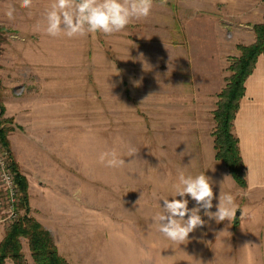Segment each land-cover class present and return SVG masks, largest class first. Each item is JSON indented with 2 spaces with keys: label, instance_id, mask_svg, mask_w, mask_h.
<instances>
[{
  "label": "rangeland",
  "instance_id": "obj_1",
  "mask_svg": "<svg viewBox=\"0 0 264 264\" xmlns=\"http://www.w3.org/2000/svg\"><path fill=\"white\" fill-rule=\"evenodd\" d=\"M51 3L33 0L31 8H22L21 0H0V15L9 6L15 12L47 11ZM0 21V105L9 96L13 100L15 90L23 92L21 104L50 110L51 142L57 145L43 154L57 166L51 167V178L63 185L50 188L55 194L49 215L71 224L63 240L67 247L74 244L75 262L69 264L95 257V264H208V255L194 256L195 238L203 247L229 246L235 264H256L237 241L242 235L264 240V189L235 185L214 158L212 133L228 68L240 56L238 47L255 42L254 27L264 23V0H167L164 5L153 0L147 18L111 36L29 34L33 20L15 13L14 19ZM8 124L3 119L7 143L13 131ZM113 149L125 160L123 166L100 163V154ZM27 158L36 168L38 152ZM181 171L211 178L213 212L220 191L231 193L239 216L216 223L201 210L207 223L179 245L158 231L153 217L163 206L160 198L174 196ZM187 198L188 207H195ZM62 204L68 210L62 211ZM3 217L0 212L4 237L12 225ZM20 245L23 256L31 258L27 240L21 238ZM261 258L264 262V253Z\"/></svg>",
  "mask_w": 264,
  "mask_h": 264
},
{
  "label": "crops",
  "instance_id": "obj_2",
  "mask_svg": "<svg viewBox=\"0 0 264 264\" xmlns=\"http://www.w3.org/2000/svg\"><path fill=\"white\" fill-rule=\"evenodd\" d=\"M5 13L7 7L4 8ZM48 10V9H47ZM0 15V20L9 19L6 14ZM16 18L33 20V30L29 34L47 35L44 31L46 11L22 10L14 12ZM42 19V20H41ZM3 23L0 21V25ZM244 96L240 100L239 109L233 121V134L238 140V148L241 159L246 171L247 189H264V57L257 59L252 74L244 83ZM23 92L12 91L13 100L2 102L4 119L9 120V127L13 128L8 136V150L19 165L20 174L27 182L28 208L29 216L38 219V221L47 229L53 238V242L59 254L64 255L68 264L75 262L74 244L71 247L65 246L64 235H67V228L71 225L64 218L61 220L53 219L50 214L52 208L50 188L52 185L60 187L62 182L51 178V167L57 169L55 162L50 159L49 155H44L43 150L50 149L51 145H57V142H51V119L49 108L46 112L32 105L20 103V97ZM20 100V101H19ZM54 133H57L55 129ZM41 148V149H40ZM38 152L39 158L36 161V168H31L28 164L29 157L33 159V152ZM13 159V158H12ZM11 159V160H12ZM31 159V160H32ZM66 170H62L59 174L63 182L66 178ZM57 181V182H56ZM67 184V183H66ZM56 200V199H55ZM57 204V202H56ZM50 207V208H49ZM62 211L68 210V206L62 204ZM50 211V212H49ZM67 213L64 212V217ZM72 222V221H71ZM70 222V223H71ZM72 236V235H71ZM3 236H0V242ZM198 239V240H196ZM238 239V238H237ZM259 235H242L237 241L249 259H254L256 264H264L261 262V254L264 253L262 243L264 240ZM194 242H198V246H194L198 252L194 256L208 255V264H235V259L230 255L229 246L219 247L210 245L203 247L200 245L201 239L195 238ZM211 242V241H210ZM231 242V241H230ZM236 242V243H237ZM261 243V244H260ZM204 248V249H202ZM232 248V247H231ZM235 248V247H233ZM262 248V250H261ZM237 249V248H236ZM239 249V252H240ZM235 250V249H234ZM238 250V249H237ZM72 254V255H71ZM230 257V258H229ZM78 258V257H77ZM196 259L197 257H193ZM199 258V259H200ZM25 264H34L31 258L24 256ZM104 259V258H103ZM87 264H94L97 258L91 262L85 259ZM259 260V261H258ZM105 263L106 261L103 260ZM5 264H8V260ZM77 264V263H75ZM173 264V263H168ZM201 264V261L194 262Z\"/></svg>",
  "mask_w": 264,
  "mask_h": 264
},
{
  "label": "clouds",
  "instance_id": "obj_3",
  "mask_svg": "<svg viewBox=\"0 0 264 264\" xmlns=\"http://www.w3.org/2000/svg\"><path fill=\"white\" fill-rule=\"evenodd\" d=\"M166 3L167 0H161L162 5ZM32 6L33 0H21L22 8ZM152 8L153 0H52L44 18V31L51 37L64 35L77 38L97 32L111 36L123 31L134 20L147 18ZM14 12V7L9 6L5 14L11 20L14 19ZM134 154L135 150L129 151V156ZM99 161L106 167L125 164L115 149L101 153ZM173 187L174 196L172 199L160 198L163 206L153 220L158 231L174 244H184L189 234L205 226L207 222L202 218L201 210L208 220H215L216 223L231 222L236 218L239 206L231 193L220 191L215 205L217 210L211 211L215 198L213 181L205 173L186 176L181 171ZM187 197L195 201V207H188Z\"/></svg>",
  "mask_w": 264,
  "mask_h": 264
},
{
  "label": "trees",
  "instance_id": "obj_4",
  "mask_svg": "<svg viewBox=\"0 0 264 264\" xmlns=\"http://www.w3.org/2000/svg\"><path fill=\"white\" fill-rule=\"evenodd\" d=\"M255 42L248 47H238L239 58L233 60L228 71L226 86L218 95L216 109L213 112L215 128L212 133L214 158L223 163L235 185L247 189L246 171L238 148V140L233 134V121L244 96V83L252 74L257 59L264 57V23L254 27ZM3 122H0V125ZM5 128H0V139L8 149ZM12 170L16 173V183L21 191L20 209L24 213L12 226L6 228L0 242V264L10 260L12 264H25L21 252L20 239L28 242L30 256L34 264H67L57 252L51 235L36 221L29 218L27 182L17 171L11 160Z\"/></svg>",
  "mask_w": 264,
  "mask_h": 264
},
{
  "label": "built area",
  "instance_id": "obj_5",
  "mask_svg": "<svg viewBox=\"0 0 264 264\" xmlns=\"http://www.w3.org/2000/svg\"><path fill=\"white\" fill-rule=\"evenodd\" d=\"M4 113L0 105V122H3ZM2 127V124L0 125ZM5 177L8 179L6 180ZM21 191L16 183V173L11 167L9 150L0 139V212L4 216L2 221L9 224L15 223L22 215L20 207Z\"/></svg>",
  "mask_w": 264,
  "mask_h": 264
},
{
  "label": "water",
  "instance_id": "obj_6",
  "mask_svg": "<svg viewBox=\"0 0 264 264\" xmlns=\"http://www.w3.org/2000/svg\"><path fill=\"white\" fill-rule=\"evenodd\" d=\"M236 216H239V212L236 213Z\"/></svg>",
  "mask_w": 264,
  "mask_h": 264
}]
</instances>
